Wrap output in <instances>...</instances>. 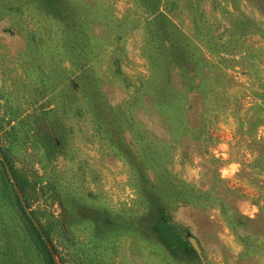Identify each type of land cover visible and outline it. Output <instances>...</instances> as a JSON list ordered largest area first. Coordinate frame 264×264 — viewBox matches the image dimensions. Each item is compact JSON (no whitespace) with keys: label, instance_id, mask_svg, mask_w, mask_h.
Wrapping results in <instances>:
<instances>
[{"label":"rangeland","instance_id":"374dc122","mask_svg":"<svg viewBox=\"0 0 264 264\" xmlns=\"http://www.w3.org/2000/svg\"><path fill=\"white\" fill-rule=\"evenodd\" d=\"M52 2L0 0V135L58 262L264 264V0Z\"/></svg>","mask_w":264,"mask_h":264},{"label":"trees","instance_id":"16d2710c","mask_svg":"<svg viewBox=\"0 0 264 264\" xmlns=\"http://www.w3.org/2000/svg\"><path fill=\"white\" fill-rule=\"evenodd\" d=\"M52 6V0H44L46 10L55 15L58 11L53 10ZM78 57H80V61L76 60L81 63L86 59L84 53L78 54ZM79 69L82 72L86 70V67L83 65ZM93 114L94 132L103 133L104 138L110 144L115 143V135L100 130L101 119L97 113L93 112ZM119 144H116L118 148H120ZM12 150L7 139L1 138L0 135V152L4 157V160L0 159V205L9 213V220L7 221L2 219V215H0V264H60L55 246L49 245L45 237L47 233L45 231L43 233L37 226L36 220H39L38 215H36L38 207L34 205L36 209H31L34 202L31 194L32 181L25 173L23 163L8 156L14 154ZM148 158L151 159V157ZM171 190L175 193L174 195L181 193L175 188H171ZM144 193L148 201V210L143 212L144 214L142 213L140 218L141 232L154 235L153 223L156 218L154 209L158 206V199H153V193L147 190H144ZM24 206L30 208L29 213L25 211ZM75 213L77 212L72 211V214L75 215Z\"/></svg>","mask_w":264,"mask_h":264},{"label":"water","instance_id":"95a60500","mask_svg":"<svg viewBox=\"0 0 264 264\" xmlns=\"http://www.w3.org/2000/svg\"><path fill=\"white\" fill-rule=\"evenodd\" d=\"M0 158L2 159V157L0 156ZM23 205H24V203H23ZM24 208H25V211H27V213H29L28 212V210H26L27 209V207L26 206H24Z\"/></svg>","mask_w":264,"mask_h":264}]
</instances>
